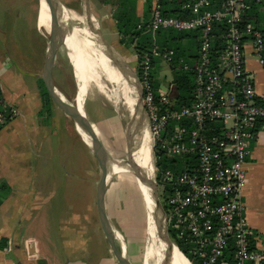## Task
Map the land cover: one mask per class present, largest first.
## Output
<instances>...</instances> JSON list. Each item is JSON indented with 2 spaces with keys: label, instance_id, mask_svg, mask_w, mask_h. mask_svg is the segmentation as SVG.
I'll return each mask as SVG.
<instances>
[{
  "label": "built area",
  "instance_id": "2783aa9c",
  "mask_svg": "<svg viewBox=\"0 0 264 264\" xmlns=\"http://www.w3.org/2000/svg\"><path fill=\"white\" fill-rule=\"evenodd\" d=\"M262 2L152 0L148 19L137 27L151 35L194 32L199 41L193 65L181 62L194 79L189 105L174 106L171 80L154 87L152 61L171 72L172 49L154 43L141 55L137 75L168 235L177 249L176 243L185 245L190 264H227L229 253L231 264H264L242 195L255 126L264 122V100L248 64L250 57L264 69V33L250 19L251 9ZM165 3L180 16L165 14ZM20 116L0 92V127ZM161 158L178 171L163 169Z\"/></svg>",
  "mask_w": 264,
  "mask_h": 264
},
{
  "label": "crops",
  "instance_id": "0c3cea01",
  "mask_svg": "<svg viewBox=\"0 0 264 264\" xmlns=\"http://www.w3.org/2000/svg\"><path fill=\"white\" fill-rule=\"evenodd\" d=\"M89 3L90 0L88 7ZM23 7L18 18L24 16V11L30 12L31 15L36 12L34 0L30 2L25 0ZM254 7L251 9L250 19L264 33V0L259 7ZM0 9L6 12L9 10V14L14 10L12 6L1 5ZM113 13L114 10L109 12L102 4L100 19L107 20L106 26L111 44L106 43L112 48L119 39ZM135 15L140 20L149 17L146 0L136 1ZM39 17L38 10L36 25L40 31H43ZM103 39L105 40L104 37ZM45 53L46 46L41 64L34 58L28 59L22 51L15 52L13 56L7 48V37L6 40L0 37V92L8 103L15 105L21 111L19 118L0 129V264H30L25 245L30 239L35 241L37 259H41L43 264H119L102 231L97 207L94 211L96 221H93L91 213L90 216H84L76 209L74 174L68 172L67 176L62 168L54 167L53 177L47 178L51 168L44 155L49 150L53 138L60 142L61 135L56 129H59L60 125L65 126L68 117L53 104L51 99L50 112L41 113L42 101L38 80H41L43 74ZM131 57L134 65L130 68L136 74L137 59L135 55ZM248 59L249 67L254 74L255 91L258 97L264 100V69L255 59L250 57ZM54 153V157L59 159L60 152ZM96 168L94 183L97 187L100 178L98 165ZM61 173L67 181H64ZM60 188L66 190L60 192ZM242 195L245 217L253 236L257 237V248L264 250V122L261 121L255 126V137L250 145V155L246 163V185ZM105 213L115 230L116 247L120 253H125L132 264H135L138 257L136 252L131 256V251L133 247L137 248V245L142 246L141 241L136 242L135 246H132L133 241L128 243L122 235L124 232L112 222L106 210ZM49 226L57 232L61 243H52L48 237V242L44 243L34 231L36 228H41L48 234ZM93 238L99 244H102L101 241L107 242V249L103 253L106 257L101 259L100 263L97 257L94 258L96 253L92 248Z\"/></svg>",
  "mask_w": 264,
  "mask_h": 264
},
{
  "label": "rangeland",
  "instance_id": "374dc122",
  "mask_svg": "<svg viewBox=\"0 0 264 264\" xmlns=\"http://www.w3.org/2000/svg\"><path fill=\"white\" fill-rule=\"evenodd\" d=\"M24 2L25 0H0L1 6H12L14 8L11 14H9V10L6 12V10L0 9V37L2 39L4 37L5 40L7 37V48L11 55L14 56L15 52L18 53L19 51H22V53H24L28 59L34 58L41 64L44 49L49 39L48 36L52 34L54 25L49 22L43 23L41 21L42 9H39V0H34L36 4V12L32 13L31 15L30 12L27 13L24 11V16L18 18L17 16L21 14L20 9L24 8ZM59 2L67 10L75 12L79 15H82L84 12V0H59ZM102 4L108 9L109 12H112L116 9V1L90 0L89 3L90 12L97 23V30L102 32V36L105 38L106 42L111 44V40L108 35V28L106 26L107 20L102 21L100 19ZM38 10H40L39 21H41L40 26L43 31H40L36 25V15L38 16ZM98 38L101 42L99 35ZM64 42L65 41L63 40V43ZM187 43L188 40L184 38L180 40L179 45L183 46ZM113 48L122 58L128 61L130 67L134 65V63L131 61V56L134 55L132 48H127L123 45H120L118 42L113 44ZM107 52H110L113 54V56L118 57L117 60L119 61L120 57L118 55L109 50ZM66 53L67 52L65 51L64 47L58 48L54 67L52 69V79L56 88L62 94H64L68 101L77 103V83L74 77L73 67ZM158 65L157 73L154 76L156 83H163V86L166 87L169 80H171L170 70L166 65L161 64L160 62ZM39 69H41L40 65ZM159 76L162 77L160 78ZM38 81L41 86L40 79ZM97 81L102 85L108 86L114 95H119L120 98L125 101L123 94L116 85L112 83L106 84L102 79L101 81L97 79ZM85 98L84 112L89 124L91 125L94 133L100 140L103 147L108 152H110L111 157L115 159H126L127 139L125 130L122 127V123L119 120L118 114L109 103L101 98L94 88H91L88 91V95H85ZM140 107L141 109L143 108L142 106ZM57 108L55 109L59 111L60 109L58 108V110ZM128 119L129 117H127L125 120L127 121ZM56 131L61 135L60 142L53 138L52 143L49 146V150L46 152V155H44V157L46 156V160L50 163L51 168V173L49 176H47V178L49 179L53 177L54 167L59 169L62 168L63 172L67 176L68 172H72V174H74L73 181H75L77 197L76 209L81 215L84 216H90L91 213L93 216V221H96L94 212L96 210V185L94 183L95 177L97 175L96 160L80 135L76 132L75 125L71 118L68 117L65 121V126L60 125V128L56 129ZM57 151L60 152L59 159L54 157V152ZM132 156L134 161L138 163L133 151ZM61 177H63L64 181H67V178H65L62 173ZM105 187L108 188L104 195L105 210L112 219V222L124 232L122 235L125 237L128 243L133 241L132 246H135L136 242L141 241L140 244L142 246L138 247L137 245V248L133 247L135 250L132 249L131 256H133L134 252H136V257L138 258L135 264H142L148 225L147 213L138 180L130 172H118L115 173L112 178L107 177ZM65 190L66 189L64 188H60V192H64ZM34 231L39 234L40 239L43 240L44 243H47L48 240L52 241V243H61L57 232H54L51 226L48 227V234H46L41 228H36ZM47 237L49 238L48 240ZM93 239L92 248L93 252L96 253L94 258L97 257L100 263V260L106 257V255H103V253H105L104 250L107 249V242L101 241L102 244H99L95 238ZM25 245L28 253H26V255L30 260V264H43L41 259H37L38 253L36 250L35 241L30 239ZM56 250L58 251V248Z\"/></svg>",
  "mask_w": 264,
  "mask_h": 264
},
{
  "label": "bare ground",
  "instance_id": "6f19581e",
  "mask_svg": "<svg viewBox=\"0 0 264 264\" xmlns=\"http://www.w3.org/2000/svg\"><path fill=\"white\" fill-rule=\"evenodd\" d=\"M39 7L41 10V21L44 23L49 22L54 25L52 15L46 6L44 0H39ZM40 11V10H39ZM40 18V17H39ZM39 21V22H41ZM61 22L66 27V34L64 38V47L67 52L70 63L76 69L77 93L76 98L78 102L76 105L82 111L85 105V95H88V91L94 88L101 98L109 103L111 107L117 112L123 119V100L119 95H114L108 86L98 83L97 79L104 82L112 83L117 86L121 91L130 109V117L136 119L134 126L124 120L125 130L128 132V128L135 127L136 133L133 136L132 151L138 163H136L141 169L146 170L148 173L153 172L152 166V153H151V136L149 133L148 122L141 107L138 103V91L132 75L126 73L124 66L121 64V60H117L118 57L113 56L110 52H107L103 44L98 38L97 23L92 16L87 15L86 9L82 15L67 10L65 7L61 9ZM52 32V31H51ZM73 103V102H72ZM75 104V103H73ZM84 111V110H83ZM85 113V112H84ZM86 115V114H85ZM132 123V122H131ZM128 127V128H127ZM76 132L80 137L89 144L88 137L75 126ZM129 172L122 169H113V175L118 172ZM106 176L101 183V188H107ZM135 177V176H134ZM136 178V177H135ZM138 180V179H137ZM110 184V183H109ZM139 187L141 189V195L146 200V205L149 209V198L147 196V188L138 180ZM145 204V203H144ZM146 207V206H145ZM147 209V208H146ZM147 213V239L145 241V250L143 255L142 264H162V250L163 246L158 241L152 220ZM121 239V237H118ZM175 251V264H189V262L183 257L177 249Z\"/></svg>",
  "mask_w": 264,
  "mask_h": 264
},
{
  "label": "water",
  "instance_id": "95a60500",
  "mask_svg": "<svg viewBox=\"0 0 264 264\" xmlns=\"http://www.w3.org/2000/svg\"><path fill=\"white\" fill-rule=\"evenodd\" d=\"M46 6L48 7L52 18L54 20V30L52 34H50L48 37V42L46 45V53H45V61H44V67H43V74H42V81L45 86V89L47 91L48 96L62 112L67 117L71 118L74 125L77 126L89 139V144L84 141V143L87 145L88 149L91 151L93 157L96 160V163L98 165L99 171H100V178L96 187V207H97V213L100 221V225L102 228V231L104 233V236L110 246V249L118 261L119 264H132L128 257L125 255V253H120L118 248L116 247L115 240H116V234L115 230L111 227L104 208V195L107 190V188H101L102 180L106 176H110L112 178L113 175V169H122L127 170L130 173H132L140 182H142L145 187L147 188V196L149 198V209L146 205V200L143 196V201L145 203V209L148 212V215H150L152 220V225L154 227V231L156 234V237L158 241L162 244L163 249L162 250V264H175V251L174 248L177 249L173 243L171 242L168 231H167V222H166V215L163 210L160 197L158 194L157 189V182L155 179L154 172L148 173L146 170L141 169L136 162L134 161V158L132 156V147L134 143L133 136L136 133V130L134 124L137 121L134 118H130L127 121L129 122L130 126L132 128H128V132L125 130L124 120L127 117H130V109L128 108V105L126 104V101H123V119L118 114L119 120L122 123V127L125 130L126 139H127V157L126 159H115L111 157L110 152H108L103 145L101 144L100 140L97 138L96 134L94 133L91 125L88 122V119L84 113V109L80 111L78 106L73 104L72 102L68 101L67 98L62 94L55 86L53 79H52V69L54 67L55 57L56 53L59 47H64L63 40L65 38L66 34V27L62 25L61 22V9L62 5L59 2V0H44ZM85 9L87 11V15L90 17V10L88 7V0H84ZM98 35L101 38V42L103 46L113 52L114 54L118 55L121 59V64L124 65V68L126 70V73L129 75H132L136 89L138 91V103L140 106H142V94L141 89L139 86V82L137 79L136 74L134 71L130 68L128 61L122 58L117 51L112 48L110 45L106 43V41L103 39L102 34L97 30ZM65 48V47H64ZM72 65V63H71ZM75 80L77 81L78 78L76 77V69L72 65ZM171 73V83L174 85L176 82V76L173 71ZM172 91V97H176V92L174 90ZM146 117L143 108L141 109ZM128 114V115H127ZM132 122V123H131ZM143 195V194H142ZM177 251L184 257V255L177 249ZM186 259V258H185ZM187 260V259H186ZM188 261V260H187ZM190 264V263H189Z\"/></svg>",
  "mask_w": 264,
  "mask_h": 264
},
{
  "label": "trees",
  "instance_id": "16d2710c",
  "mask_svg": "<svg viewBox=\"0 0 264 264\" xmlns=\"http://www.w3.org/2000/svg\"><path fill=\"white\" fill-rule=\"evenodd\" d=\"M115 1H116L115 4L116 9L113 13V20L115 21V28L119 37L118 43L127 48L133 49L134 55L136 56L137 59V69H136L137 75L139 71L138 63L141 59V55H143L146 52H149V50L152 48L154 43L161 48L172 49L174 51V59L172 63H170L169 68L171 69V71L175 73L176 76V82L174 84V88H175L174 90L176 92L174 106L180 108L189 105L191 102V94L194 87V82H193L194 79L191 72L184 71L182 69L181 62H186L190 65H193L192 59L196 56L198 50V44H199L196 33L194 32L178 33L173 31H167V32H159L155 35H151L149 33L145 34L137 30L138 25L141 24L142 22H145L148 19L145 18L140 20L135 15V4L137 0H115ZM151 3L152 0H146V10L148 12H150ZM256 11H257V7H256ZM163 12L169 15L180 16L179 10H177L174 6H171L168 3L164 4ZM184 38L188 40V43L186 45L180 46L179 42ZM152 62L154 65L153 75L155 76L160 61L158 59H153ZM40 82H41L40 97L42 101L41 113L46 114L50 112L52 102L47 94V91L45 89L42 80H40ZM157 86L158 84L156 83L154 87L157 88ZM1 128L2 127H0V129ZM159 165L163 169L170 168L176 172L178 171V169L173 167L171 163L165 158H161V162ZM169 234L173 239L171 232H169ZM176 245L178 249L182 252V254H184V256L192 262L193 259L184 249L185 245H183V243L180 242L176 243ZM226 263L227 264L232 263V257L230 253L228 254ZM192 264H196V262L195 263L193 262Z\"/></svg>",
  "mask_w": 264,
  "mask_h": 264
}]
</instances>
